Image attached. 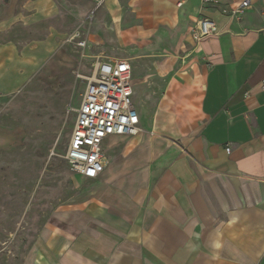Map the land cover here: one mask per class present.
<instances>
[{
  "label": "crops",
  "instance_id": "obj_1",
  "mask_svg": "<svg viewBox=\"0 0 264 264\" xmlns=\"http://www.w3.org/2000/svg\"><path fill=\"white\" fill-rule=\"evenodd\" d=\"M240 1L104 0L88 19L89 0H0L1 38L12 22L62 12L105 60L129 48L160 65L164 43L194 41L203 17L216 26L196 42L200 62L169 78L151 109L133 102L141 130L103 141L106 165L82 213L42 228L25 264L264 263V0L239 20L223 13ZM18 59L1 40L0 92L17 84Z\"/></svg>",
  "mask_w": 264,
  "mask_h": 264
},
{
  "label": "rangeland",
  "instance_id": "obj_2",
  "mask_svg": "<svg viewBox=\"0 0 264 264\" xmlns=\"http://www.w3.org/2000/svg\"><path fill=\"white\" fill-rule=\"evenodd\" d=\"M74 26L59 12L36 25L12 22L0 37L18 48L12 65L20 72L13 91L0 92V264H25L39 231L65 227L71 215L82 213L83 192L95 185L71 171L66 152L86 78L106 57L92 46L79 47L84 36ZM34 42L37 48L30 47ZM170 43L163 45L160 65L133 49L111 52L131 64L138 111L157 103L169 78L200 62L195 40L174 51Z\"/></svg>",
  "mask_w": 264,
  "mask_h": 264
},
{
  "label": "built area",
  "instance_id": "obj_3",
  "mask_svg": "<svg viewBox=\"0 0 264 264\" xmlns=\"http://www.w3.org/2000/svg\"><path fill=\"white\" fill-rule=\"evenodd\" d=\"M89 1L93 3V9L88 19L104 0ZM201 3L217 6L220 0H201ZM251 3L252 0H241L236 6L224 9L223 13L239 20L250 9ZM215 32L214 22L203 17L195 22L191 35L199 42ZM77 45L85 47L86 41H79ZM86 81L76 110L66 160L73 173L95 180L106 165L103 141L110 136L136 135L141 128L139 114L132 101V69L128 60H97ZM229 150L226 147L225 151Z\"/></svg>",
  "mask_w": 264,
  "mask_h": 264
}]
</instances>
